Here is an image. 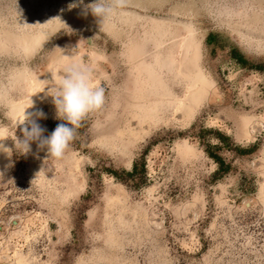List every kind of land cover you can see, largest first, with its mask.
<instances>
[{
	"label": "rangeland",
	"instance_id": "1",
	"mask_svg": "<svg viewBox=\"0 0 264 264\" xmlns=\"http://www.w3.org/2000/svg\"><path fill=\"white\" fill-rule=\"evenodd\" d=\"M93 2L0 0V135L11 149L0 150V264H264V0H127L102 23L85 12ZM181 18L196 28L205 97L191 113L168 105L142 121L129 49L141 27L152 31L143 51L169 44ZM73 62L93 70L103 107L62 158L38 140L22 153L24 113L11 105L29 90L18 77L42 83L25 114L43 112L32 119L47 137L67 123L47 93ZM170 85L172 98L184 93Z\"/></svg>",
	"mask_w": 264,
	"mask_h": 264
},
{
	"label": "bare ground",
	"instance_id": "2",
	"mask_svg": "<svg viewBox=\"0 0 264 264\" xmlns=\"http://www.w3.org/2000/svg\"><path fill=\"white\" fill-rule=\"evenodd\" d=\"M241 7L242 10L246 9L244 3ZM171 15H173L174 18H178L177 14ZM145 18L146 16L139 19L140 25L144 23L143 19ZM174 22H177V33L169 44L157 41L154 43V46L152 45L153 50L151 53L146 52L145 50L143 51L140 47H143L144 44L145 46L149 44V37L152 35V31L146 27H141L142 40L140 45L138 47L134 46V49H129L128 52V60L130 62L129 73L131 75V92L129 94L134 99L131 101V106L134 105L142 110L141 113L144 118L140 119L142 121L149 122V120H147L149 117L147 118L145 114L150 113H152V116H150L149 119H152V121L153 119L156 120L159 112H161L160 109H166L168 108V105L171 109H175L173 112L178 113L180 111H186L187 113H191L192 109H195L205 97V92L209 86V82L206 80V77L198 64V39L196 36V28L193 26L194 24L192 25L190 23V19L184 22ZM153 28L155 29L156 27ZM163 31L164 30L161 28L157 31V34H161ZM67 56H69V54L62 56V58L66 61V59H68ZM184 66L186 68H184ZM185 69H187L186 74L184 73ZM188 74L191 75V81H189V79L184 82L183 76H187ZM18 78L23 80V86L29 90L27 91L29 92V94L27 93L28 96H25L27 97V99H25L26 101L22 100L19 101L20 103L17 102L11 105L13 111H16L15 113H20L21 111V114H18V118H20L23 113L32 110V103L39 100L44 94V90L41 81L34 75L31 76L27 74L26 77L20 75ZM173 82H175L176 85H182V83H185L184 87L182 85L184 93L181 94V96L176 95L172 98L174 95V89H172L170 83ZM25 83H27V85ZM186 89L188 91L185 93ZM137 98L138 101H141L139 106L135 103Z\"/></svg>",
	"mask_w": 264,
	"mask_h": 264
},
{
	"label": "clouds",
	"instance_id": "3",
	"mask_svg": "<svg viewBox=\"0 0 264 264\" xmlns=\"http://www.w3.org/2000/svg\"><path fill=\"white\" fill-rule=\"evenodd\" d=\"M126 4L127 0H94L93 3L85 6V12L90 9L94 16L101 18L102 23L116 8L125 7ZM92 72L90 67L81 62L69 63L63 67L54 94L49 92L47 94L53 98L56 118L67 123L57 124L55 129L44 137L42 134L45 129L32 119L33 116L43 118V112L24 113L23 119L17 121V124L24 125L21 129L24 139L16 140L23 147L22 153L30 151L29 141L38 140V148H46L50 158L63 157L70 143L76 138L82 120L100 110L105 103V88L92 86L90 83ZM4 138L6 137H0V141ZM0 150L10 154L11 149L4 148L0 143Z\"/></svg>",
	"mask_w": 264,
	"mask_h": 264
},
{
	"label": "water",
	"instance_id": "4",
	"mask_svg": "<svg viewBox=\"0 0 264 264\" xmlns=\"http://www.w3.org/2000/svg\"><path fill=\"white\" fill-rule=\"evenodd\" d=\"M180 20H181V21H186L184 18H181Z\"/></svg>",
	"mask_w": 264,
	"mask_h": 264
},
{
	"label": "trees",
	"instance_id": "5",
	"mask_svg": "<svg viewBox=\"0 0 264 264\" xmlns=\"http://www.w3.org/2000/svg\"><path fill=\"white\" fill-rule=\"evenodd\" d=\"M134 167V165H132Z\"/></svg>",
	"mask_w": 264,
	"mask_h": 264
}]
</instances>
